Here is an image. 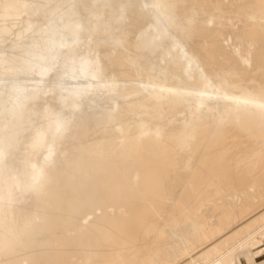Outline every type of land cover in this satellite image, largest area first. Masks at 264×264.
<instances>
[{
  "label": "bare ground",
  "instance_id": "6f19581e",
  "mask_svg": "<svg viewBox=\"0 0 264 264\" xmlns=\"http://www.w3.org/2000/svg\"><path fill=\"white\" fill-rule=\"evenodd\" d=\"M92 1L94 3L98 0ZM204 1L206 0H203V3ZM222 1L214 3L212 8V11L215 9L214 15L219 14L218 11L216 13V8L222 9L223 5H219ZM236 1H232L234 6L232 2L230 6L235 8ZM241 1L237 2L241 4ZM210 2L209 6L208 3L205 4L207 10L205 5H202L204 9L202 8L201 2L200 7L196 5L198 0H105L99 8L88 10L86 0H0V264H202L200 259L205 254L212 255V251L218 249L223 240L227 241L230 231H234L230 232L234 234L238 229L239 232L244 227L250 228L248 226L251 224L248 226L245 224L248 220L242 219L248 213L251 214V201L245 208H241V202L244 203L245 200L248 202V199L246 197L241 198H245L244 201L239 199L241 207L238 209L240 206L238 205V210L234 209L235 211L229 207L231 202L228 199L221 203L223 204L221 206L219 201L225 193L234 190V187L247 188L248 172L244 171L246 173L244 175L238 168L240 164L243 167L247 161V157H242L248 151L239 153L244 148L242 146L239 148V145L245 147L252 145L250 141L256 138L258 142L252 141L253 145L256 143H259L256 144L258 147L264 145L261 143L264 141V97L260 96L264 94V82H261V78L264 77V16L261 17L264 15L262 13L264 0H257L256 3L252 2L253 4L249 0L254 8L248 6L249 3L247 7L243 4L251 12L256 10L257 14L262 13L259 16L247 10L248 20L253 23L247 25L254 27L255 33L250 35L251 37L256 35L261 44H258L260 47H256L255 52L254 48L251 50L248 45L252 52L246 50L245 41L250 37L249 32L244 33L248 35L247 37L240 35L241 32H238L240 36L237 35L239 42L243 35L241 39L244 43L241 42L245 49L242 45L240 46L242 49L238 48L239 45L235 43L237 48L234 49L232 48L234 44L231 48L228 47L230 44L225 46L231 49L228 51V48L224 50V44L221 46L220 43L227 41L233 31L229 32L231 33L228 35L229 38L225 36L227 40L214 42L213 39L218 38L214 32L221 23L225 25L226 23L216 15V18L222 21L219 24L215 18L213 25L217 23L219 26L216 25L215 29L208 28L210 25L207 22L208 30L205 26L201 27L204 24L201 20L211 17L210 13L207 15L211 10ZM192 3L196 8H193ZM118 4L119 10L110 15L113 30L106 40L102 32L107 30L110 19L105 20V10L117 7ZM133 4L139 7L145 4L150 6L144 13L149 18L148 24L136 36L139 46L138 61L137 58L134 60L136 62L127 57V52H120L118 49L117 54L112 52V49L126 45L124 38L129 32L126 29L128 26L131 27L136 18L134 14L139 9L137 6L132 7L135 13L133 9L132 12L130 8ZM190 5L193 9H197L198 6L197 11L201 12L198 18L203 17L202 10H207L205 11L207 14H203L209 16L204 17L205 19L200 18V21L196 19L197 16L194 17L198 21L197 23L195 21L196 24L193 23L197 28L195 33L193 32L195 28H192L193 30L186 28V20L190 18L186 19L184 14L188 13ZM226 7L229 9V6ZM238 7L237 9L241 10ZM128 11L132 12L131 16L128 14V19L132 18L128 20L129 23L126 16ZM190 11L187 18L191 15ZM243 11L244 15H247L244 9ZM219 12L222 16L224 13L223 17L227 22L229 20L232 22L231 24L228 22L231 26L233 22L237 25L239 15L238 20L234 16L237 21L232 18L236 11L227 14L230 18H227L222 10ZM180 16L185 17L186 20H183L185 23L183 21L180 23L182 19H179L178 23V17L184 18ZM245 19L247 20V16ZM183 23L185 27H179V24ZM228 23L226 27L229 26ZM244 27L246 28L245 25ZM248 28L243 30H250ZM209 31H212V34ZM221 32L215 33L220 35ZM198 35L209 40L204 41ZM219 38L221 40V36ZM200 39L206 42L207 45L204 44L207 48ZM253 39L256 38L249 41ZM210 40L212 41L209 45L207 42ZM255 41L256 46L259 41H256L257 43ZM133 51L131 50V53ZM100 52L104 54L101 55ZM111 52L114 54L113 62H116L114 64H118L115 70L117 75L123 78L140 75L138 76L140 79L143 74L142 76L147 78V81L141 80L142 83L146 82L143 90L134 89L135 86L127 87L129 85L125 87L122 85L120 87L124 88L119 89L115 81L117 75L111 76L115 65L108 67L107 55L111 56ZM252 53L255 55L251 57ZM219 55L221 58L230 57L233 64L230 62L232 65L228 67L223 60L225 63L218 61L220 63L218 65ZM214 63L217 64L216 67L213 66ZM135 64L136 67L143 65L138 74H135L138 69L132 73L133 67H130ZM110 66L113 67L112 70L109 69ZM212 66L214 70L211 68L209 73L208 69ZM144 77L142 79L146 80ZM136 78H133L134 82ZM97 100L105 101L103 112L96 115L100 117L84 111L79 113L82 107L85 110L87 104ZM169 102L170 105L184 104L183 108L175 105L179 110L182 109L179 115L181 112L186 114L184 109L187 107L192 110V113L188 112L191 115L184 118L187 114H183L184 119H177L178 110L175 111L177 116L174 115V105L169 106ZM118 104L123 109H117L126 113L128 111L132 113L133 110L130 109H134V106H137L136 110L138 107L141 109L149 107V110L150 108L157 110V113L159 109L166 110L171 107L173 111H170L173 114L167 113L169 110L161 112L164 113L163 117L170 114L171 116L167 115L169 119L176 116L177 122L167 120V116L165 119L161 117L162 115L158 117L161 112L157 114L150 110L151 112L148 111L150 115L144 117L153 118L152 115L156 114L155 118L158 120L146 118L147 122L149 119L153 120L151 125H147L145 119H141L143 122L139 121V124L134 120L135 126L130 122L133 117L131 113L130 118L129 113L117 115L118 110L117 114L114 112ZM165 105L169 108L164 107ZM222 110L228 114L227 120L233 124L229 125L232 127L231 131L236 130L238 133L231 132L230 127L225 125V129H222L225 132L220 130L221 132L215 133L217 137L211 136L209 140L214 139L216 142L208 141L212 144L209 146L206 139L209 134L214 133L212 131L216 130L215 125L223 119ZM152 112L155 113L151 115ZM144 114L146 115L147 111L140 115ZM125 117L129 119L128 125L131 124L135 128L130 126V129L123 125H127ZM229 121L227 124H230ZM119 124L125 129H120ZM240 132L246 134L244 137H248L249 144L248 142L244 144L246 139L243 138V134L240 139L236 138ZM230 133L232 135H228ZM228 138L229 141L232 139L236 141H230V144L223 147L225 144L220 142L224 143ZM231 142L235 147L234 151L227 147ZM235 142L238 143L239 151L235 150ZM203 143L208 146L207 149L204 147L205 150L202 149ZM255 148L254 152L253 148L252 150L249 148L254 155L250 156L252 159L247 163L257 166L263 164L261 167L264 171V157L259 155L255 159L256 151L261 147L256 148L257 150ZM200 149L205 151L203 157L200 156L201 159L195 156L201 152ZM262 149L260 152L263 154ZM230 152L242 156L235 153L237 159H234L235 155ZM193 156L199 160L197 159L198 164L195 167L192 165L194 168L191 169L188 163H191ZM227 158H230V164ZM250 158L248 156V159ZM195 159L192 161L195 162ZM233 163L238 167L236 170L230 167L235 166ZM242 167L244 170L245 167ZM263 176L261 174L258 178L262 183ZM257 187L255 186V191L260 189V187L256 189ZM252 189L250 191L254 193ZM259 197L262 199L261 194ZM205 205L222 212L217 214V225L208 220V213L200 211ZM262 211L263 214L260 212L259 215L261 217L264 216V210ZM186 216L193 230L199 227L198 232L196 229L198 234L196 236L194 231L196 237L192 238L193 240L182 241L183 236L189 234L186 230L185 235L180 228L184 235L178 233L182 237L180 238L175 236L177 233H173L176 239H171L172 247L168 241L172 233L169 234L168 231L175 232V227L179 223H188L185 221ZM256 218L254 217V221ZM250 220L252 223L253 219ZM260 220L264 221L257 219ZM231 223L238 229L230 230ZM255 234L253 239L250 237L252 241L248 239L250 242L247 243L244 240L242 248L235 250V253L232 252L229 257L225 255L219 258L216 255L217 259L214 258L215 260L209 264H264V232L260 235L257 232ZM226 235L229 237L226 238ZM176 240L184 242V248L187 247L185 249L181 247L182 242L181 245L178 243L175 245ZM167 241L170 248L172 247V250H169L170 254L173 252L172 257L164 254L168 249L162 252V246ZM178 245L182 248L181 253L172 260L175 256L173 248L176 246L178 248ZM164 246L167 247V244Z\"/></svg>",
  "mask_w": 264,
  "mask_h": 264
},
{
  "label": "rangeland",
  "instance_id": "374dc122",
  "mask_svg": "<svg viewBox=\"0 0 264 264\" xmlns=\"http://www.w3.org/2000/svg\"><path fill=\"white\" fill-rule=\"evenodd\" d=\"M214 1H215V0H211V2H210V0H209V1L206 0V1H204L205 3H203V0H202V1L198 0V3L196 4V5L199 6V4L202 3L201 6H202V5L204 6L205 4L207 5L208 2L211 3V5H210V6H211V10L208 12V14L205 12V11L208 10L207 7H206V5H205V9H207V10H204V11L202 10V15H203V17H202V16L200 17V18H204V17L207 18V17L211 16V17H209L207 20H203V19H202V20H203V22H202V20H201L200 18H198L199 13H201V12H198V11H197V9H199L198 6H197V9H193V8H196V6H194L193 3H192L191 5H193L194 7L191 8V5H190V8L188 7V8H189V9H188V13H189V11H190L191 9H193V10L190 11V14H191V15H189L190 17L187 18L188 13L184 14V15H186V16H185L186 19H189V18H190V19H189V20H186L184 16H180V17H184V18H179V17H178V23H179V19H180V20L182 19L180 23H182L183 20H184V21L186 20V21H187L186 24L189 25L188 27H187V25H186V28H187V29L189 28V29H191V30H193L192 28H195V30L193 31V32L195 33V32H196V29H197V28L195 27V26H196L195 24H196L198 21H200V20H201V23H202V24L204 23L201 27L205 26V27L207 28V26L210 25L208 28L211 27V28H213V29H215L214 27H215L216 25L219 26V24H220L219 22H221V21L223 20L222 22H225L226 25L223 24V23H221V24H220V27H221V25H222V27H221V28L218 27V30H220V31H218V30L216 29V31H217V33H218V32H221V29H222L223 27H225L226 29L223 28V30H222L223 32H221L222 35H221V34L219 35V34L215 33L216 31L211 29L212 31H215V32H214V35H216V37H217V35H218V38L221 36V40H219L220 38H219V39L217 38L218 40H217V39L215 40V38L213 37L214 35H213V36H208V37H211V38L213 37V38H214V39H213L214 42L217 43V41H218V42H221L222 39L227 40L226 38H227V37L229 38L228 35H230V34L232 33V31H233V34H231V36H232V35H236V36H237V35L239 34L238 32H241L240 35H241V34L244 35V33H248V32H249V36H250V37H247V36H248L247 34L244 35V36H246V37L249 38V39H252V38H256V39L250 40L251 42H250L249 39H248V41H249L250 43L245 39V40H246V41H245V45H246V46H247V45L250 46L251 50L254 48V49H253V52H255V48H256V47H260L259 45H261V44H260V41L257 40L258 37H257L256 35H255V37H251V35H250V33H251V34H255V33L253 32L254 27L250 26V24L253 25V23H250L249 20H248V17H249V15H248V14H249V13H248L249 8H245V7H247V6H246L247 3H249L248 6H250V7H253V8H254V6H253V5H250L249 0H248V1L245 0V1H244L245 3L242 2V1L240 0L242 6H239V7H238L237 5H241V4H240V2L238 3L237 1H239V0H237V1L235 2V5H236L235 8L232 7V6H230V5H232L231 2H232V1H235V0H232V1H230V0H223V1H222V0H218V1H217V0H216L215 2H214ZM219 1L225 2V4H226V5H225L224 3L220 2L219 5H223V6H225V7L222 6V9H221V8H218V9L216 8V13H217V11H218V13H219V14H216L217 17H218V15H219V17L222 18V20H220V21H219L218 18H216V15H214V11H215V9L212 11V8H214V3L216 4V3H218ZM228 1H229V2H228ZM256 1H257V0H253V1L251 0V3H252V2H255V3H256ZM104 2H105V0L94 1V3H93L92 0H86V4H88L86 7H87L88 10H94V9L99 8V7L101 6V4L103 5ZM200 2H201V3H200ZM212 2H213V3H212ZM90 3H91V4H90ZM232 3H233V6H234V2H232ZM236 3H237V4H236ZM134 4H136V3H134ZM134 4H133V5L131 6V8H130L131 10H132L134 7H136V6L139 7V5H135V6H134ZM243 4L245 5V7H244ZM252 4H253V3H252ZM98 5H99V6H98ZM212 5H213V7H212ZM254 5H255V4H254ZM118 6H119V4H118ZM118 6H117V7L114 6L113 8H110L109 10H108V9L105 10L104 18H105V20H109V19H110V20H109V24H111L110 26H109V24H108V28H107V30H105L104 32H102V35H103V37H104L106 40L109 39V35H110L109 33H111L112 30H113V22H111L112 20H111L110 15H111V14L113 15V14H114L113 12L119 10L120 6H119V7H118ZM203 6H202V8L204 9ZM207 6H209V3H208ZM216 6H218V4H217ZM226 6H229V9H228V7H226ZM132 7H133V8H132ZM147 7L149 8L150 6H149L148 4H147V5L145 4L143 7H139V9L136 10V12H137L136 14H134V13H135V10L133 9V10H134V13H133V14L136 15V16H134V18L136 17V18L134 19L135 24H134V22H133L132 24H133L134 26L131 24V25H130V26H131L130 28H129V26L127 27L126 30H127V31L129 30V32L126 31V32L128 33V34H126L128 38H127V37H126V38L123 37V38L126 40V45H123V46L118 47V48L116 47V49H112V52H114V54H115V53L117 54V51H116V50L118 49V51H120V52H122V51L125 52V53L127 52V53H126L127 57L130 58L133 62H136V61H134V60H136V58H137V61H138V57H139V56H137V55H138V53H139V51H138V50H139V48H138L139 46H138V44H137V42H136V38H137L136 36H137V34L139 33V31H141V30H142V29L148 24V20H149V18H148V16H147V14H144L145 11L147 10ZM199 7H200V6H199ZM220 7H221V6H220ZM230 7H231V8H234V9L231 10ZM237 7H238V8H241V10H240V9H237ZM255 7H256V6H255ZM223 8H225V9L227 8L228 10H225V9L223 10ZM253 8H252V9H253ZM135 9H136V8H135ZM209 9H210V8H209ZM243 9L245 10V12H247V13H246L247 15H244L245 13H244ZM252 9L250 8V10H252ZM255 9H256V8H255ZM255 9H254V10H255ZM110 10H112V11L110 12ZM131 10H130V11H131ZM133 10H132V12H133ZM194 10H196V11H194ZM219 10H220V11L222 10V12H225L226 15H227L228 13H231V11H232L233 13L236 11L235 13H236L237 15H236V14H233V15H232V16H233L232 18H234L235 20H236V18H237V20H238V17H237V16L239 15V18L241 19V21H240V19H239L238 22H240L241 24H242V22H243V24L245 23L244 25L246 26V28H248V27L250 26V27L248 28V29H250V30H243V29H246V28L244 27L243 24H242V25H241V24H238V22H236L238 26L235 24V22H233V25H234V26H233V25L231 26L230 24H231L232 22L230 23V20L228 19V20H229L228 22L230 23V24H229V23L227 22V20L225 19V17H223V16H225L224 13H223V16H222V15H221L222 13H220ZM247 10H248V11H247ZM192 11H193V12H192ZM200 11H201V8H200ZM211 11L213 12V14H211V13H212ZM226 11H227V12H226ZM229 11H230V12H229ZM240 11H241V13H243V14H242V18H244V17L246 18V16H247V20H246L245 18L242 19V18L240 17V16H241ZM242 11H243V12H242ZM107 12H108V13H107ZM132 12L130 13V12L128 11V13H127V15H126V16H127V23H129L128 20L130 21V20L132 19V18H131V19H128V14L130 13L129 15L131 16V15H132ZM191 12H192V13H191ZM238 12H239V14H238ZM249 12H251V11H249ZM252 12H254V11H252ZM252 12H251V14H253ZM109 13H110V14H109ZM194 13H195V14H194ZM203 13H206L207 15H209V13H210V15L207 16V15L205 14V15H206V16H205ZM257 13H258V12H256V10H255L254 14H257ZM262 13L264 14V12H262ZM262 13L259 12V14H257V15L260 16ZM107 14H108V15H107ZM138 14H139V16H138ZM143 14H144V15H143ZM112 15H111V16H112ZM193 15H194V16H193ZM200 15H201V14H200ZM213 15H214V16H213ZM130 16H129V17H130ZM192 16H193V17H192ZM195 16H197L196 19H197L198 21L194 18ZM234 16H235L236 18H235ZM263 16H264V15H262L261 17L263 18ZM107 17H108V18H107ZM191 17H192V18H191ZM213 17H214V18H213ZM226 17H227V18H230V15H227ZM106 18H107V19H106ZM146 18H147V19H146ZM210 18H211V19H210ZM215 18L218 20V21H216V22L219 23V24L216 23V25L214 26L213 23H215V22H213V21H215ZM137 19H138L139 21H138ZM191 19L194 20V21H192ZM199 19H200V20H199ZM204 19H205V18H204ZM212 19H214V20H212ZM224 19H225L226 21H225ZM234 19H233V21H234ZM263 19H264V18H263ZM145 20H146V21H145ZM190 20H191V22H190ZM208 20H212V21H208ZM237 20H236V21H237ZM245 20H246L247 22H246ZM144 21H145V22H144ZM184 21H183V22H184ZM195 21H196V23H195ZM189 22H190V24H189ZM207 22H208V23H207ZM210 22L212 23L213 27H212V25H211ZM251 22H253V21L251 20ZM142 23H143V24H142ZM184 23H185V22H184ZM184 23H183V24H179V27H183V26L185 27ZM193 23H195V24H193ZM206 23L209 24V25H207ZM227 23L229 24V26H228L229 28L226 27V26H227ZM247 23H250V24L247 25ZM136 24H137V25H136ZM181 25H182V26H181ZM190 25H192L191 28H190ZM193 25H194V27H193ZM224 25H225V26H224ZM239 25H240V26H239ZM111 26H112V27H111ZM139 26H140V28H139ZM230 26H231L233 29H234V28H235V29L233 30L232 28H230ZM235 26H236L237 28H236ZM141 27H142V28H141ZM205 27H204V28H205ZM251 27H252V28H251ZM134 28H135V30H134ZM208 28H207V30H208ZM219 28H220V29H219ZM240 28H241V29H240ZM136 29H137V30H136ZM202 29H203V28H202ZM227 29H228V30H227ZM109 30H110V31H109ZM133 30H134V31H133ZM225 30H226V31H225ZM235 30H237L236 33H234ZM238 30H241V31H238ZM199 31H201V30H199ZM212 31H211V32H212ZM243 31H245V32H243ZM251 31H252V32H251ZM105 32H107V33H105ZM202 32H203V30H202ZM209 32H210V31H209ZM211 32H210V33H211ZM225 32H226V35H224ZM227 32H228V33H227ZM229 32H231V33H229ZM103 33H104L105 35H107V36H105ZM133 34H134V35H133ZM196 34H197V33H196ZM211 34H212V33H211ZM126 35H124V36H126ZM223 35H224V37H223ZM240 35H238V36H240ZM243 35H242V36L240 37V39H239L240 42L238 41V38H239L238 36H237V37L232 36V37H234V39L230 36V38H229L227 41H225V42L222 41V43H220V44H222V45H221L222 47H223V44H224V47H223L224 50H226V48H228V47L231 48V47H232V44H234V43L237 44V45H239L238 48L242 49V47L245 46V45L243 44L244 42L242 41L243 39H241V38L243 37ZM130 36H132V37H130ZM225 36H226V38H225ZM253 36H254V35H253ZM106 37H108V38H106ZM129 37H130V38H129ZM198 37H199V38H202V37L199 36V35H198ZM133 38H134V39H133ZM211 38H210V39H211ZM235 38H236V41H235ZM127 39L130 40V41H127ZM202 39H203V38H202ZM206 39H207V38H204L203 40L205 41ZM208 40H209V38L207 39V41H208ZM255 40H256L257 42H258V41H259V42L257 43ZM200 41H201V39H200ZM211 41H212V40H210V41L207 42V43H209V45H210ZM233 41H234V42H233ZM237 41H238V43H237ZM241 41H242L243 43H242ZM252 41H253V43H252ZM254 41H255V43H257L256 46L254 45ZM108 42H109V41H108ZM201 42H202L203 45L205 46L206 42H203V41H201ZM204 43H205V44H204ZM239 43H240V44H239ZM246 43H248V44H246ZM251 43H252V46H251ZM127 44H129V45H127ZM218 44H219V43H218ZM228 44H230V46H228ZM235 44L233 45L234 47H232L233 49H234L235 47L237 48V45H235ZM258 44H259V45H258ZM133 45H134V46H133ZM206 45H207V44H206ZM209 45H208V46H209ZM226 45H227L228 47H225ZM241 45H242V47H240ZM243 45H244V46H243ZM129 46H130V47L132 46L131 49H130V52H129V48H130ZM248 46H247L248 49H247L246 47H244V49L246 48V50H250V48H249ZM253 46H254V47H253ZM205 47H206V46H205ZM119 48H121L122 50L119 49ZM135 48H136V49H135ZM206 48H207V47H206ZM229 48L227 49V51H228V50H231V49H229ZM233 49H232V50H233ZM256 49H257V48H256ZM105 50H106V49H105ZM114 50H115L116 52H115ZM131 50H132V51L134 50L133 53H131ZM251 50H250V52H252ZM102 51H104V50H102ZM112 52H111V56H112V57H111L110 55H107V59H108V67H109V65H112V66L114 67V65H115L114 63H116L115 61L113 62L114 54H113ZM136 52H137V53H136ZM241 52H243V50H241ZM101 53H102V54H101ZM130 53H131V55H130ZM243 53H244V52H243ZM99 54L103 55L104 52H100ZM112 54H113V55H112ZM253 54L255 55V53H252L250 56L252 57ZM129 55H130V56H129ZM136 56H137V57H136ZM108 57H109V58H108ZM105 58H106V57H105ZM111 58H112V59H111ZM217 58H219L218 60L216 59V60H217V63H218V61H219V62L222 61V62H223L222 64H224V63H225L224 61H226L225 64H228V67H229V65L231 66V65L233 64V62L231 61V58H230V57H226V58H227V59H226L224 56H222V58H221V55H219V57H217ZM228 58H229L230 60H228ZM225 59H226V60H225ZM111 60H112V61H111ZM223 60H224V61H223ZM109 61L111 62V64H109ZM227 62H229V63L231 62L232 64H231V63L229 64V63H227ZM220 63H221V62H220ZM220 63H218V65H219ZM106 64H107V63H106ZM113 64H114V65H113ZM136 64H137V63H136ZM136 64H135V66H134V65H131L130 67H133V68H131V70H133L132 73L134 72V70L138 69V70L135 71V72H137V73L134 72L135 74H138V73L143 69V68H141V67H143V65H140L139 67H138V66L136 67ZM117 65H118V64H116L114 68H113L112 66H110L109 69L112 70L111 68H113V70H114L113 72H111V76H112V74H116V75H117V72L115 71V70H117V67H116ZM212 65H213V64H212ZM215 65L217 66L216 63H214L213 66H215ZM213 66L210 67V68L208 69L209 73H211V70L213 69ZM216 66H215V67H216ZM211 68H212V69H211ZM140 69H141V70H140ZM210 69H211V70H210ZM213 70H214V69H213ZM212 72H213V71H212ZM132 75H134V74H132ZM142 75H143V74H142ZM142 75H141V78H140V79H139V77H138V76H140V75H134L135 78L137 77V78L135 79V82H134V79H133L134 77H131V76H130V77H128V78H126V77L123 78L122 76L117 75V76L115 77V81L117 82V86H119V87L122 86V85H123L124 87L127 86V85H129V86H127V87L134 88V86H135L134 89H137V90H143L144 85H145L146 82L142 83L141 80H142V81H147V78L144 77V76H142ZM144 75H145V74H144ZM113 76H114V75H113ZM121 77H122V78H121ZM143 77L146 78V80L142 79ZM120 78H121V79H120ZM263 78H264V77L261 78V82H264V81H263ZM124 79H126V80H124ZM128 79H130V80L128 81ZM122 80H123V81H122ZM131 80H132V81H131ZM126 81H127V82H126ZM139 81H140L143 85L140 84ZM148 81H149V78H148ZM247 81H250V80H247ZM247 81H246V82H247ZM246 82H245V84L248 83V82H247V83H246ZM125 83H126V84H125ZM131 83H132V84H131ZM130 84H131V85H130ZM248 84H249V83H248ZM132 85H133V87H132ZM137 85H139V86H137ZM124 87H120L119 89H121V88L123 89ZM136 87H137V88H136ZM138 87H139V88H138ZM262 95H264V94H262ZM262 95L260 94L261 98L264 97V96H262ZM45 102H46V101H45ZM93 102H95V103H93ZM100 102H101V103H100ZM103 103H105V101L103 102V100L91 101L89 104H87V105L85 106V107H86L85 110H87V111H85V110H84V107H82L83 110L80 109L79 113H82V112L84 111V112H88L89 114L91 113V115H95V117H100V116H96V115H98V113L101 115V113L103 112V111H102V109L104 108V104H103ZM109 103H110V101H109ZM221 103H222V102H221ZM90 104H91V105H90ZM93 104H94V105H93ZM96 104H97V105H96ZM222 104H223V103H222ZM89 105H90L91 107H90ZM118 105H119V104H118ZM118 105L116 106V109L114 108V112H115V113L117 112L118 109H123L122 106H120V105L118 106ZM168 105H169V106H173L174 104H173V105H170V102H169ZM175 105H178V104L175 103ZM175 105H174V107H173V108H174V115H176V114L178 113V116L176 115V116H177V119L183 118V116H184L183 114H185V113H182V112H181L182 115L180 114V115H181V117H180L179 113H180V111H181L182 109L179 110V107H182V108H183V107H184V104H183V106H182L181 104H179V105H178L179 107H178V106L176 107ZM180 105H181V106H180ZM92 106H93V108H92ZM120 107H122V108H120ZM134 107L136 108L137 106H134ZM134 107H133V108H134ZM164 107H168V106L165 105ZM164 107H163V108H164ZM175 107H176V109H175ZM186 107H187V104H186L185 108H186ZM88 108H89V109H88ZM94 108H95V109H94ZM117 108H118V109H117ZM135 108H134V109H132V108L130 109V110H133V112H135V113H133V112L131 113V111H128V112H127V113H129V114H128L129 116H130V113H131V116H133V117L135 118V119H133V117L131 118V116H130V118L132 119V121L130 120V122H131L132 125L135 124V126H136V123H133V122L138 121L137 124H139V121H140V123H142L143 120L141 121V119H145V120H146V118H150V117H151V116H150V117H144V116H148V114L150 115V113H149L148 111H150V110H154V109H151V108H150V110H149V107H148V108L144 107V109H143V108L141 109V108L138 107L140 110H139L138 108H137V110H136ZM163 108H161V109H163ZM168 108H169V107H168ZM170 108H171V107H170ZM170 108H169V109H166V110H165V108H164L163 110H160V109H159V112H161V111H163V112L165 111V112H166V111L169 110L167 113H170L171 111H173V109L171 110ZM177 108H178V109H177ZM187 108H188L190 111H189ZM187 108H186L187 110L184 109V112H186V114H187V116H184V118H187L188 116L191 115V114H189L188 112L192 113V110H191L189 107H187ZM92 109L95 110V111H93ZM145 109H146V110H145ZM147 109H148V110H147ZM220 109H221V104H220ZM103 110H104V109H103ZM134 110H135V111H134ZM141 110H143V111L141 112ZM170 110H171V111H170ZM177 110H178V112L176 113L175 111H177ZM81 111H82V112H81ZM91 111H92V112H91ZM101 111H102V112H101ZM136 111H137V112H136ZM144 111H145V113H146V111H147V114H146V115H145V114H144V115H140V114H143ZM154 111L156 112L157 110H154ZM84 112H83V113H84ZM93 112H94V114H93ZM95 112H96V113H95ZM100 112H101V113H100ZM118 112H119V113H118ZM118 112H117L118 114L116 113L117 115H121V114L124 115V113H126V112H124V111H122V110H121V111L118 110ZM122 112H123V113H122ZM139 112H141V113H139ZM150 112H151V111H150ZM155 112H152L151 115H152L153 113H155ZM159 112H158V113H159ZM127 113H126V114H127ZM138 113H139V114H138ZM156 113H157V112H156ZM158 113H157V114H158ZM126 114H125V115H126ZM134 114H135V115H134ZM137 114H138V115H137ZM165 114H166V113H165ZM170 114H173V112H171ZM170 114H166L165 117H166L167 115H170ZM186 114H185V115H186ZM128 115H126V117H127ZM155 115H156V114H154V115H152V116H153V118H154L155 121H156V120H158V119L155 118ZM160 115H162L161 117H162L163 119H165V117H163V116H164V113H162V112L159 113L158 117H160ZM221 115L224 116V117H223V119H221L222 121L220 120V121L215 125V128H214V129H216V130H215V131H212V132H214V133L209 134V136L207 137L208 139L205 138V139H206V144H208L209 146H210V144H211V143L213 142V140H214V139H213V140L211 139V140H212V141H211V140H209L210 138H212L213 136H216V137H217L218 135H216V134L219 133V132H221V131H223V130L225 129V125H226V127L229 126V125H230V126L233 125L231 121L227 120V119H228V117H227L228 114H225V113L223 112V110L221 111ZM140 116H141V117H140ZM170 116H171V115H170ZM172 116H173V115H172ZM176 116H174L173 119H169L168 116H167L166 118H167V120L169 119V121H172V122L174 123V122H177V119L175 120ZM126 117H125V119H126ZM142 117H143V118H142ZM156 117H157V115H156ZM225 117H226V118H225ZM127 118H128V117H127ZM138 118H139V120H138ZM151 118H152V117H151ZM153 118H152V119H153ZM170 118H171V117H170ZM184 118H183V119H184ZM224 118H225V121H224ZM136 119H137V120H136ZM152 119H149V122H147V120H146V123H148L147 125H149V124L151 125V124L153 123V120H152ZM183 119H182V120H183ZM126 120H127V119H126ZM128 120H129V119H128ZM128 120L126 121V123L128 122ZM134 120H135V121H134ZM145 120H144V122H145ZM151 120H152V123H151ZM174 120H175V121H174ZM180 120H181V119H180ZM178 121H179V120H178ZM228 121L230 122V124H227ZM222 122H223V123H222ZM124 123H125V122H124ZM146 123H145V124H146ZM128 124H129V123H127V125H128ZM131 124H130V126L133 127ZM119 125H120V126H119ZM119 125H118V126H119L120 129H123L124 126H126V127H130L129 125L127 126L126 124H123L124 126H123V128H122V124H119ZM222 125H223L224 127H222ZM135 126H134L133 128H135ZM230 126H229V127H230ZM131 127H130V129H131ZM146 127H147V126H146ZM220 127H222V128H220ZM119 128H118V129H119ZM133 128H132V129H133ZM218 128H219V129H218ZM231 128H232V127L229 128L230 131L232 130ZM124 129H125V128H124ZM124 129H123V130H124ZM222 129H223V130H222ZM220 130H221V131H220ZM229 130H227V131H229ZM233 130H234V129H233ZM227 131H226V132H227ZM235 131H236V130H235ZM235 131H234V132L231 131V132L237 134L238 131H236L237 133H236ZM223 132H225V131H223ZM146 133H149V132L146 131ZM215 133H216V134H215ZM228 133H229V132H228ZM223 134H224V133H223ZM226 134H227V133H226ZM226 134H224V135H226ZM242 134H243V135H242ZM224 135H223V137H224ZM228 135H232V134L230 133V134H228ZM228 135H227V136H228ZM233 135H234V134H233ZM238 135H239V134H238ZM241 135L243 136V138H245L244 136H245L246 134L240 132V135H239V136L236 135V138H239V139H240V136H241ZM211 136H212V137H211ZM216 137H215V138H216ZM225 137H226V136H225ZM225 137H224V138H225ZM228 137H230V136H228ZM233 137H235V135H234ZM224 138H223V139H224ZM231 138H232V136H231ZM205 139H204V140H205ZM217 139H218V138H217ZM229 139H230V138H228V141H227V139H226V142H224V143H221V142H222V141H221L220 144H225L224 146L222 145L223 147H225L226 144H230V141H236V139H235V140L232 139V140H230V141H229ZM239 139H238V140H239ZM245 139H246L247 141H246ZM245 139H244V140H245L244 144H245L246 142H248V137H246ZM261 139H262V138H261ZM244 140H243V141H244ZM254 140H256L255 142H258L257 138H256V139H252L253 142H254ZM208 141L211 142V143L209 144ZM214 141H215V140H214ZM223 141H224V140H223ZM239 141H242V139L239 140ZM249 141H250V139H249ZM252 141H250V142H251V144L253 145L254 143H253ZM260 141H261V140H260ZM260 141H259V142H260ZM262 141H263V139H262ZM203 142L205 143V141H203ZM215 142H216V141H215ZM237 142H238V141H237ZM237 142H235V146H236V149H235V150L239 151L240 149L238 150L237 145H238V143H239V144H240V143L243 144V143H242V142H238V143H237ZM250 142H248V144H249ZM204 143H203V144H204ZM213 143H214V142H213ZM232 143H233V142H231V145H232V146H231V145H227V147H229V148L231 149V151L235 148V147H233V144H232ZM236 143H237V144H236ZM261 143L264 144V141L261 142ZM206 144H204V146L201 145V146H203V148H202V147H200V148H202L203 150H205V149H204V147H205V148L207 149L208 146L206 147ZM217 144H218V143H217ZM248 144H247V145H248ZM256 144H257V143H256ZM256 144L253 145V146L250 145V144H249L248 146L246 145L247 147H245L244 145H239V148H240L241 146H242V148H243V147L246 148L245 151H243L244 148L241 149V150L239 151V153L241 152V153L243 154V153H245V152L247 153V151H248V153H247L246 155L243 154L244 156L242 157V158H244V157L246 158V157H247V161H246V162H245V160H243V159L240 158V156H242V155L239 154V153L237 154V153H236L237 151L234 152V153L230 152V153H232V154L235 155L234 159H237V158H236V154H237V155H240V156H237V157H239V159H241V161H244V162H245V164H243V167H245V168H244V170L241 169L242 165H241L240 163H239V164H240L241 166L238 164L240 168H238L237 165H235L234 163H233V165H235V166H231V165H230V167H232V168L235 169V170H236V168H238L239 170H241V171L244 173V175H245L247 172H248V173L250 172L251 174H248V173L246 174V178L248 179V180H247V183H246V187H247V188L243 187V188L241 189V188H238V187H234V188H233L234 190H235V188H237V190H235V191L232 190V191H234L235 193L232 192V191L227 192V193H225V194L220 198V201H222V202L219 201V206H221V205H223V204H221V203H225V201L228 199V200L231 202V205H230L229 207H230L231 210H233V211H235L234 209H237V206L240 205L241 203H242V204H241L242 207H241V205H240V206L238 207V209H239L240 207H241V208H243V207L245 208V206L249 205V202L251 201V205H252V207L250 208V211H251V209H252V211H251V212L248 211V212H250L251 214H253V213H255V214H253V215H252L253 217H252L251 214L248 213V214H247V216L249 215L248 218H247V216H246V217L243 218L242 220H243V221H247V220L250 221V222L247 221V223H249V224H247L246 222H245V224H246L247 226L251 224L252 226H251V225L248 226V227H250V228H247V229L244 227V229H242L241 231L238 232V230H239L238 228H237L238 230H237L236 228H234L235 226H234L232 223H231V227H230V224H229L228 228L230 227V228H231L230 230H232V229H233V230H237L236 232H238V233L235 232L236 234H235V233H234V234H231V233L234 232V231H232V232L230 231L231 233H230V232L228 233V234H230V235H229L230 237H229L228 235L225 236L226 238H227V236L229 237V238H227V241L224 242V240H223V241L219 244V248H218V249L216 248L218 251L215 249L214 251H212V253H211L212 255H210V253H208V254H205V256H203V257L200 259V260H202V261H201L202 264H209V263H211L212 261H214L215 259H217L218 256H219V258H220V257H223V256H225V255H226L225 257H229L230 255H232L233 253H235L237 250H239L238 248H240V247L242 248V245H244V243H245L244 240L247 242L248 239H250V240H251V238L253 239V238L256 236V234H255L256 232H257V234H259V235L261 234V232H264V231H263L264 229L262 228V227H264V221H263V220H262V221L260 220L261 222H260V221H257V219H258V220H259V219H264V216H262V217L259 216V215L263 212L262 210H264V195H262V194L264 193V185H262V184H264V182L262 183V182L260 181V179H258V178H260L259 176H260L261 174L264 175V171H262L263 168L261 167L263 164H261L260 166H259V165L257 166V164H255V165H250V164L247 163L248 161H250V160L252 159V157H253L252 155H254V154H252L250 151H251L252 148H253V152H254V148H255ZM258 144H259V143H258ZM258 144H257V145H258ZM211 145H212V144H211ZM260 145H262V144H260ZM249 146H250V147H249ZM251 146H252V147H251ZM262 146H264V145H262ZM262 146H259V147L263 148V149H262L263 154L260 152V151H261V150H260L261 148L258 149V151H256V157H255V159H256L257 157H259V155H262V157H264V156H263V155H264V151H263V150H264V147H262ZM248 147H249L251 150H250ZM259 147L256 146V148H259ZM191 148H192V147H191ZM191 148H189V149H191ZM229 148H227V150H229ZM256 148H255V150H257ZM248 149H249V150H248ZM199 151H201V149H200ZM233 151H234V150H233ZM204 152H205V151H201L200 153H198L199 155L197 154V155H195V156H196V157L199 156V158L201 159V158L203 157ZM228 152H229V151H228ZM249 152H250V154H249ZM257 152H258V154H257ZM259 152H260L261 154H259ZM235 153H236V154H235ZM200 154H202V155H200ZM248 154H249V155H248ZM200 156H202V157H200ZM248 156H249V158H250V156H252V157H251L250 159H248ZM228 157L231 158V156H229V155H228ZM232 157H233V155H232ZM260 157H261V156H260ZM199 158H196V159H195L194 156H193V157L191 158V160H190L191 163H190V162L188 163V164L190 165L189 168L193 169V168L198 164L197 161L199 160ZM230 158H229V159L227 158L229 164H230V162H229ZM193 159H195V160H194L195 162L192 161ZM197 159H198V160H197ZM231 159H232V158H231ZM232 161H234V160L232 159ZM241 161H240V162H241ZM192 162H193L194 164H193ZM235 162H236V164H237V163H238V160L235 161ZM246 163H247V164H246ZM192 165H193L194 167H193ZM248 165H249V166H248ZM247 166H248V169H247ZM243 167H242V168H243ZM249 167H250V168H249ZM251 167H252V169H251ZM257 167H258V168H257ZM246 169H247V170H246ZM248 170H250V171H248ZM259 170H260V171H259ZM244 171H246V173H245ZM253 171H257L258 174H259V172H260V174L258 175L257 172L254 173ZM261 171H262L263 173H262ZM252 173H253V175H252ZM249 175H250V176H249ZM256 175H257L258 177H257ZM252 176H253V178H252ZM261 177H262V176H261ZM263 179H264V176H263ZM250 181H251V182H250ZM252 181H253V182H252ZM256 181H258L259 183H257ZM187 182H188V181H187ZM187 182H186V183H187ZM186 183H185V184H186ZM250 183H252V185H254V183H255L256 185H254V187H253ZM249 184H250V185H249ZM261 185H262V186H261ZM249 186H250V187H249ZM251 186L253 187V189H252ZM255 186H256V187H257V186L260 187V189H258L259 187H257L256 189L259 190L262 199L259 197L260 194H258V193H259L258 190H256V191H257V193H256V191H255V189H254ZM261 187H262V188H261ZM248 188H250V189L248 190ZM244 189H245V190H244ZM251 189H252V191L254 190V191H253L254 193H252V192L250 191ZM238 190H239V191H242V192H243V190H244L245 194H247V195H245V194L243 195L242 192H239ZM246 190H247L248 192H249V191L251 192L252 197H251L250 192H249V194H248V192H246ZM237 191H238V192H237ZM231 192H232V193H231ZM244 192H243V193H244ZM228 193H229L231 196H230ZM237 193H238V194H237ZM239 194H240V196H239ZM241 194H242L243 196H242ZM257 194H258L259 196H258ZM236 195H237L238 197H237ZM253 195H255V196H253ZM256 195H257V196H256ZM234 196H235V197H234ZM247 196H248V197H247ZM243 197H246V199H248V202H246L247 200L244 201L245 198H244V199H241V198H243ZM250 197H251V198H250ZM255 197H256V198H255ZM258 197H259V198H258ZM239 199L242 200V201H244V203L241 202ZM257 199H258V200H257ZM259 199H260V200H259ZM232 200H233V202H234L235 204L232 202ZM256 200H257V201H256ZM238 201H239V202H238ZM253 201H254V203H253ZM255 201H256V202H255ZM240 202H241V203H240ZM237 203H238V204H237ZM245 203H246V205H245ZM258 203H259V204H258ZM232 204H233V206H232ZM243 204H244V205H243ZM234 205H236L235 208H234ZM262 205H263V206H262ZM231 206H232V207H231ZM261 206H262L263 208H262ZM202 207H203V208H202ZM202 207L200 208V209H201L200 211H201V212H204V213H205V212L208 213V215H207L208 220H210V222H211L213 225H217V221H218V220H217V219H218V215H217V214H219V213L221 214L222 212H221V211L218 212L217 210H214L213 207H211V206H210L211 208H209L208 205H205V206H202ZM259 207H261L262 209L259 208ZM230 208H229V210H230ZM212 209H213V210H212ZM238 209H237V210H238ZM256 209H258V210H256ZM259 209H260V210H259ZM202 210H206V211H202ZM210 210H211L212 212H211ZM231 210H230V211H231ZM253 210H255V211H253ZM260 212H261V213H260ZM225 213H226V212H225ZM257 213H258V216H257ZM211 214H212V216H211ZM262 214H263V213H262ZM216 215H217V216H216ZM254 215H255V216H254ZM167 217H169V215H167ZM187 217H188V216H186L185 218L187 219ZM254 217H255V218L257 217L255 221H254ZM259 217H260V218H259ZM185 218H183L182 221H184ZM209 218H210V219H209ZM215 218H216V220H215ZM246 218H247V219H246ZM251 218L253 219V220H252V223H251V220H250ZM242 220H240V222H241ZM185 221H186V222L188 221V223H184V222L179 223L180 225L178 224V225L175 227V228H176V229H175V232H174V231H173V232H169V231H168V233H169V234L172 233V236H173V237L171 236L170 239L168 238L169 240L167 239L168 241H170V242H169V244H171L170 246H172L171 241L174 240V239H176V238H174V234H173V233H175V234H176V233H177V234L179 233V234H180V233H181V232H180L181 230H182L183 232H184V231L186 232V230H188L186 233L189 234V235H188V236H183V235L185 234V232H184L183 235H182V233L180 234L181 236H183V238L180 237L179 234H178V235H175V236H177V237L179 236L180 238L183 239V240H182V239H179V238H178L179 240H182V241H184V239H185L186 241L189 240V239H190V240H193L192 238H195V237L197 236V234H198L197 232H198L199 227H198V229H197V227H196V229H197V232H196V229L194 228L195 230H193V227L190 226V224H189V221H190V220L187 219V220H185ZM215 221H216V222H215ZM243 221H242V222H243ZM253 221H254L255 224L253 223ZM242 222H241V223H242ZM257 222H259V223H257ZM238 223H239V222H238ZM239 224H240V223H239ZM258 224H259V225H258ZM253 225H254V226H253ZM184 226H186V228H185ZM188 226H190V227L188 228ZM200 226H201V225H200ZM233 226H234V227H233ZM243 226H244V224H243ZM255 226H256V227H255ZM183 227H184V230L182 229ZM232 227H233V228H232ZM180 228H181V230H180ZM239 228H240V227H239ZM251 229H253V230H251ZM259 229H260V230H259ZM261 229H262V230H261ZM190 230H191V231H190ZM228 230H229V229H228ZM244 230H245V231H244ZM189 231H190V233H189ZM194 231H195V233H196V236H195V234H194ZM259 231H260V232H259ZM253 232H254V233H253ZM247 233H248V234H247ZM187 234H185V235H187ZM190 234H191V236H190ZM192 234H193V235H192ZM249 235H250V236H249ZM253 235H254V236H253ZM257 236H258V235H257ZM169 237H170V235H169ZM188 237H189V238H188ZM238 237H239V239H238ZM250 237H251V238H250ZM172 238H173V239H172ZM187 238H188V239H187ZM226 238H225V239H226ZM171 239H172V240H171ZM179 240H178V241L176 240L177 242H176V241H175V242L173 241V242L175 243V245H177L176 243H178V244L181 245V242H182V241H179ZM229 240H230V241H229ZM250 240H249L248 242H250ZM168 241L165 242V243L163 244V246H162L163 250H162V248H161L160 251L162 250V252H164V251H166V249H168V250H167L168 252H167V253L164 252V254H165V255H170V256H171V254H173V252L171 251V254H170L169 250H170L173 246L170 248V246L168 245ZM251 241H252V240H251ZM187 242H188V241H187ZM248 242H247V243H248ZM174 243H173V245H174ZM183 243H184V242H182V245H183V246L181 245V247L184 248V244H183ZM224 243H225V244H224ZM242 243H243V244H242ZM166 244H167V247H168V248H167L166 246H164V245H166ZM186 244H187V243H186ZM223 244H224V245H223ZM239 244H240V245H239ZM175 245H174V246H175ZM237 246H238V247H237ZM179 247H180L179 245H178V248H177V246H176L177 250H176V248H175V249L173 248V250H174V254H175L176 257L174 256V258H172V260H173V259L175 260V258H177V256H178V254L181 253V252H180V249H182V248H181V247L179 248ZM186 247H187V246H185V248H186ZM227 247H228V248H227ZM234 247H235L236 249H235ZM185 248H184V249H185ZM231 248L233 249V251H232ZM241 248H240V249H241ZM171 250H172V249H171ZM175 250L177 251V253L175 252ZM235 250H236V251H235ZM160 251H159V252H160ZM181 251H182V250H181ZM183 251H184V250H183ZM215 251H216V253H214ZM234 251H235V252H234ZM162 252H160V253H162ZM217 252H218L219 254H218ZM228 252H229V253H228ZM232 252H233V253H232ZM213 253H214V254H213ZM223 253H224V254H223ZM231 253H232V254H231ZM222 254H223V255H222ZM207 255H208V256L210 255V256H209L210 258H209V257H206ZM216 255H218V256L216 257ZM159 256H161V255H159ZM211 256H212V257H211ZM171 257H172V256H171ZM171 257H170V258H171ZM204 257H206L207 259L204 258ZM168 258H169V257H168ZM212 258H213V259H212ZM214 258H215V259H214ZM210 260H211V261H210ZM208 261H209V262H208Z\"/></svg>",
  "mask_w": 264,
  "mask_h": 264
}]
</instances>
